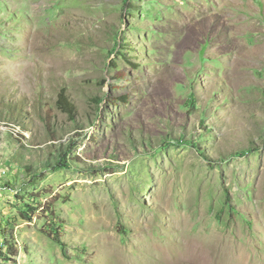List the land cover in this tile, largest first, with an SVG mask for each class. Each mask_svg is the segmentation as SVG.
<instances>
[{
  "label": "rangeland",
  "instance_id": "1",
  "mask_svg": "<svg viewBox=\"0 0 264 264\" xmlns=\"http://www.w3.org/2000/svg\"><path fill=\"white\" fill-rule=\"evenodd\" d=\"M2 228L0 264H264V0H0Z\"/></svg>",
  "mask_w": 264,
  "mask_h": 264
},
{
  "label": "trees",
  "instance_id": "2",
  "mask_svg": "<svg viewBox=\"0 0 264 264\" xmlns=\"http://www.w3.org/2000/svg\"><path fill=\"white\" fill-rule=\"evenodd\" d=\"M128 45V43H127ZM123 99H126L127 97L124 95L122 97ZM58 105L60 106L61 109H63L64 111H66L67 113H69V115L74 118L75 116V104L71 101L70 97L66 94L65 90L63 89L60 92L59 98L57 100ZM52 135V139L56 140V136L54 132H51ZM21 137L22 141L24 142L26 140V135L24 133L21 132H17V135ZM18 141H21L19 139H17ZM21 141V142H22ZM74 149L73 144L69 145V146H65L61 144V147L58 148V150L61 152V157L58 158V161L56 164L53 163H47L45 166V169H56L58 167H65V168H71L72 167V162H80L82 160V156L81 155H74V157H69V152H71ZM51 162V161H50ZM9 182L7 184V186H9ZM13 186V185H11ZM36 207H32L33 212L36 211ZM30 219L32 220L33 217L30 216ZM0 234L4 237V242H5V246H7V251H3V248H0V256H4V257H9L11 260H14L15 262H17L16 257L18 256L19 253V247H18V243L16 242L15 238H14V234L11 232V235L9 236L6 232L5 228L1 229ZM49 236L56 241L57 243H60L62 245H65V241L62 239V235L58 232V230H50L49 231Z\"/></svg>",
  "mask_w": 264,
  "mask_h": 264
},
{
  "label": "bare ground",
  "instance_id": "3",
  "mask_svg": "<svg viewBox=\"0 0 264 264\" xmlns=\"http://www.w3.org/2000/svg\"><path fill=\"white\" fill-rule=\"evenodd\" d=\"M2 262V261H1Z\"/></svg>",
  "mask_w": 264,
  "mask_h": 264
}]
</instances>
